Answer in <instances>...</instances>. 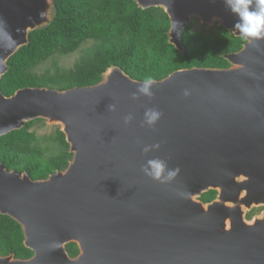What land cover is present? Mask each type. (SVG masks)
Instances as JSON below:
<instances>
[{"label":"water","instance_id":"water-1","mask_svg":"<svg viewBox=\"0 0 264 264\" xmlns=\"http://www.w3.org/2000/svg\"><path fill=\"white\" fill-rule=\"evenodd\" d=\"M134 1L167 13L168 42L181 54L193 18L239 36L224 0ZM55 10L54 0H0V20L16 40L11 49L0 45V80ZM224 58L229 66L153 79L151 98H133L143 80L119 65L90 85L26 86L11 95L0 87V136L40 118L59 125L72 153L64 169L37 179L0 162V213L20 224L33 252L0 255V264H264V211L246 217L264 204V39L245 40ZM149 108L162 113L153 127L143 123ZM152 158L179 174L169 183L149 178L141 169ZM210 188L214 200L198 199Z\"/></svg>","mask_w":264,"mask_h":264},{"label":"trees","instance_id":"trees-1","mask_svg":"<svg viewBox=\"0 0 264 264\" xmlns=\"http://www.w3.org/2000/svg\"><path fill=\"white\" fill-rule=\"evenodd\" d=\"M52 22L29 33L28 44L8 60L0 80L4 94L26 86L65 89L90 85L101 79L111 65H119L138 80L161 79L174 70L192 66L226 67L225 53L237 51L244 38L219 26L217 33L194 29L190 22L182 32L184 53L168 42L170 19L161 7L140 8L134 0H54ZM80 48L73 67L37 73L34 68L55 53L69 54ZM29 121L24 127L0 136V162L8 169L26 171L33 179L64 169L72 157L64 133L57 128L44 136V145ZM56 147L48 153L49 147ZM211 196L205 194L204 199ZM20 224L0 213V255L26 258L32 250L24 245ZM70 255L76 243L66 244Z\"/></svg>","mask_w":264,"mask_h":264},{"label":"clouds","instance_id":"clouds-1","mask_svg":"<svg viewBox=\"0 0 264 264\" xmlns=\"http://www.w3.org/2000/svg\"><path fill=\"white\" fill-rule=\"evenodd\" d=\"M226 8L237 17L233 30L237 35L253 43L264 39V0H224ZM16 44V40L7 31L4 21L0 20V45L5 49H11ZM154 80L151 77L145 80L137 88V92L133 94L136 99L139 96L151 98L153 95ZM110 111H115L114 104L109 105ZM162 113L155 109L149 108L145 110L143 123L148 127H153L161 118ZM134 119L132 114L124 117V123L127 125ZM159 145H146L142 151L149 153L158 149ZM143 173L149 178L160 183H169L179 174V169H171L165 160L160 158L147 159L142 165Z\"/></svg>","mask_w":264,"mask_h":264},{"label":"rangeland","instance_id":"rangeland-1","mask_svg":"<svg viewBox=\"0 0 264 264\" xmlns=\"http://www.w3.org/2000/svg\"><path fill=\"white\" fill-rule=\"evenodd\" d=\"M192 22L194 29H202L205 32L210 31L213 33H217L220 31L217 23H213V24L202 23L201 20L198 18H193ZM80 54H81L80 48L69 54L55 53L49 58H47L45 61L38 64L34 68V71L37 73H42L46 69H49L50 71H54L56 67L61 69L71 68L78 61ZM57 128H59V125L47 123L44 119H42L35 122L31 126L30 131H33L35 135L38 137V143L44 145L46 142L43 140V137L54 133ZM55 151H56V147H51V146L47 150L48 153H54Z\"/></svg>","mask_w":264,"mask_h":264},{"label":"flooded vegetation","instance_id":"flooded-vegetation-1","mask_svg":"<svg viewBox=\"0 0 264 264\" xmlns=\"http://www.w3.org/2000/svg\"><path fill=\"white\" fill-rule=\"evenodd\" d=\"M7 168V167H6ZM8 169V168H7ZM211 193V196L208 197L207 199H204V195L205 194H209ZM218 190L214 189V188H210L207 191H204L199 197L198 199L202 200L205 203L211 202L212 200H214L217 196ZM262 211H264V204L258 205V206H253L250 210H247L246 212V217L247 218H251L254 215L260 214ZM79 251V250H78ZM78 253V252H77Z\"/></svg>","mask_w":264,"mask_h":264}]
</instances>
